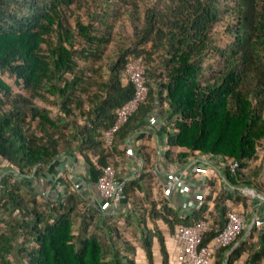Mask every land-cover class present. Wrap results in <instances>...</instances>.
Returning <instances> with one entry per match:
<instances>
[{"label":"trees","instance_id":"trees-1","mask_svg":"<svg viewBox=\"0 0 264 264\" xmlns=\"http://www.w3.org/2000/svg\"><path fill=\"white\" fill-rule=\"evenodd\" d=\"M112 1L0 0V264H135L132 243L107 222L110 215L57 174L62 157H79L96 179L106 166L116 168L125 143L152 116L167 123V159L184 164L199 154L237 162L235 171L223 169L226 182L262 191L258 172L243 171L264 148V0H144L143 9L123 0L122 11ZM136 58L145 65L148 96L109 147L104 133L133 96L122 74ZM142 158L124 193L146 264H155L153 237L161 264L168 258L161 231L143 225L148 216L169 233L211 219L205 245L224 227L226 203L243 202L239 192L222 189L215 196L211 190L199 210L172 208L153 190L146 151ZM45 177L56 179L46 195ZM91 221L107 229V245L89 233ZM243 233L228 255L216 250L212 264H238L244 253V264H260L264 246L248 252L255 230L245 240Z\"/></svg>","mask_w":264,"mask_h":264},{"label":"built area","instance_id":"built-area-1","mask_svg":"<svg viewBox=\"0 0 264 264\" xmlns=\"http://www.w3.org/2000/svg\"><path fill=\"white\" fill-rule=\"evenodd\" d=\"M144 74L145 65L141 58L133 59L125 67L122 74L123 81L124 84H130L133 87V96L116 111L114 123L104 133V142L109 147L112 146L115 133L147 99L148 88ZM156 124L157 118L152 116L145 123V128H153ZM166 141L163 145V153L161 151L158 155L168 161V165L161 175L158 174L156 169L152 170L151 173L154 186L165 199L163 202L165 203L166 201L168 206L172 208H184L185 211L189 210V212L199 210L204 205L203 198L211 191L206 174L203 171L200 174L196 173L195 176L198 175L196 182L205 184L204 190L207 191L199 193L194 197L195 199L187 197L181 207H179L181 201L178 198L186 196L190 191L189 175L192 166L197 165V163L202 164L203 167L206 163L211 164L221 175L226 167L232 172L238 167L237 162L226 163L219 159L199 154L190 155L188 163L180 164L174 160V157L167 159L166 152L169 148ZM181 151L186 152L187 150L182 149ZM138 163L140 167L134 173L135 175L133 174L134 177H137L142 171L144 164L142 157ZM133 176L127 179L120 178L113 165H108L101 170L95 181L96 192L103 201L101 209L105 212H114L122 205H124L126 210L131 208V205L126 201L124 188L127 182L133 179ZM230 186L231 189L244 196L258 197L260 201H264V194L256 193L252 188ZM160 207L158 205L157 208L160 209ZM211 226V219L206 217L194 225L178 226L172 233L165 234L164 244L168 253L167 264H212L214 252L220 248L228 249L226 253L228 255L238 245V236L246 226V219L242 212L229 209L226 213V223L222 230L209 243L202 245V238L211 229Z\"/></svg>","mask_w":264,"mask_h":264},{"label":"crops","instance_id":"crops-1","mask_svg":"<svg viewBox=\"0 0 264 264\" xmlns=\"http://www.w3.org/2000/svg\"><path fill=\"white\" fill-rule=\"evenodd\" d=\"M156 118L157 115L155 116ZM145 124L141 125L135 133L129 138L127 143H125V146L128 149L127 156L122 160L119 161L118 165L116 166L117 174L120 178H131L133 174L139 169V159L142 157V154L144 151H146L150 156V163L153 166V169H156L158 174H162V171L166 169L168 165V161H165L163 158H161L158 153L162 151L163 145L165 143V140L167 138V131L168 126L167 123L160 118L157 120L156 126L153 128H145ZM139 145V146H138ZM145 147V150H142V147ZM177 149H171V152H177ZM163 153V151H162ZM257 160V159H255ZM255 160L252 162L250 161L248 164L251 167L253 164H255ZM189 162V158L186 163ZM251 163V164H250ZM247 167V168H249ZM247 168L245 170H247ZM68 170L71 174V181H73V187L77 189V191H80L82 196L84 197L87 202L95 207L101 209L103 207V201L99 198L96 187H95V181H96V174L94 172H91L89 170V167L77 156H72L71 158L62 157L59 160V171L57 175H63L67 174L64 171ZM244 170V171H245ZM205 173L206 177L209 179V188L210 190H214V195H218L222 189H225L228 193L229 192H237L236 190L231 189V186L224 180V177L217 172V170L211 165V164H204V167L202 164L197 163V165L191 167V173L189 175V181H190V191L189 193L182 197L178 198L181 202L179 203V207H181V204L184 203L187 197H190V199H195L194 197L198 195L199 193H204L207 190H204L205 184L196 182V173ZM245 173V172H244ZM68 176V174H67ZM261 176V175H260ZM200 178V177H199ZM54 179V178H53ZM51 179V180H53ZM85 179V180H84ZM261 177H258V181H260ZM56 181V180H55ZM53 182V181H52ZM212 184V188H211ZM52 185V186H51ZM262 185V191H256V193H262L264 194V185ZM49 190L53 188V184L51 183ZM238 188L243 186H237ZM209 195V193L206 194V196ZM239 197L243 199V202H227L226 207L228 209H235L240 212H242L246 219V226L243 229L244 233L242 236V240L247 239V236L249 235V232L251 229L255 230V233L253 237L249 240V247L248 252L258 250L261 246H264V241L260 240V236H264V201H260L258 197H251V196H244L241 193H239ZM209 210H213V204L209 203ZM184 212H189V210L182 209ZM126 213V209L124 208V205H122L118 210L114 212H106V214H115V213ZM219 214V210L212 212V215ZM140 242H141V236ZM158 244V243H157ZM154 246V241L152 245V250ZM139 250V249H138ZM142 251V250H141ZM159 251V249H158ZM141 253V252H140ZM160 254V252H159ZM153 256L155 259V252L153 250ZM161 256V255H160ZM145 258V255H143V259ZM248 258V253H244L242 257L240 258L238 263H245L246 259ZM140 258V262H141ZM260 264H264V258L261 260Z\"/></svg>","mask_w":264,"mask_h":264},{"label":"rangeland","instance_id":"rangeland-1","mask_svg":"<svg viewBox=\"0 0 264 264\" xmlns=\"http://www.w3.org/2000/svg\"><path fill=\"white\" fill-rule=\"evenodd\" d=\"M122 1L123 0H113L112 1L113 3L110 4V7L113 10L122 11V10H124ZM125 1H127V2L135 1V2H137V4L142 9L144 8L143 7V4H144L143 1L144 0H125ZM154 1L155 0H145V2H147V3H152ZM121 19H125V15ZM127 20L128 19L126 17V19L124 20V24H125V27H126V32L129 33L130 32V27L128 25ZM216 29H218V28H216ZM217 37L219 39L220 34H217ZM219 43L223 44V40H220ZM1 77H2V79L5 82H7L12 87L13 91H15V92L20 91L19 87L15 86L13 80L11 78H9L7 75H3ZM37 103L39 105H41V106H47L46 103L41 102L39 100L37 101ZM47 107H49V106H47ZM256 159L257 160H255V164H253L251 167H249L250 165L248 164L249 168H247V170H245L243 172H245L244 174H246L247 176L250 175L252 177H254L253 175H254L255 171L258 172L256 177H255V179H256L257 185H259L261 187V190H262L261 183L264 185V148H262V150L259 152V155H258V157ZM0 166H1L0 170H3V168L5 169V165L4 164H1ZM64 172L67 173L68 174L67 177L71 179L72 176L70 174V171L65 170ZM258 177H261V179H260L261 183L258 181ZM55 180H56L55 178L53 180H51V181H50V179H48V177L42 178V183H41L40 186H42L44 195H46V194H48L50 192V190L48 189V188H50L49 185H50V183H52L54 185ZM71 182H72V184L74 183L73 181H71ZM38 189H40L39 186H38ZM153 190L155 191V193L157 192V188L155 186H153ZM129 213L131 214V208L129 210H127L126 213H121L120 212V213L111 214L110 216L106 215V216H109V219L107 218V222L112 223L113 225H115V229L116 230L118 229V231L121 233V237L123 239H126V240H128L129 242L132 243L131 246L133 247V250L129 253V255L135 261V264H146L145 258L143 259L144 252H143V249H142V244L139 241L140 240V238H139L140 237V229L136 227V223L134 221L135 217H133V215L129 216ZM144 217L146 218L145 214H144ZM90 223H91L90 224L91 227L89 228V233L92 234V235H95L96 237H98V239L100 241H102L103 244L107 245L110 242L109 235L107 233L108 232L107 229H104V228H99L98 229L97 227H94L95 226V224H94L95 222L94 221H91ZM143 225L144 226L145 225L149 226V228H151V230H153L154 228H158L163 235H165V234L170 232L167 229V227L164 224H162L160 221H158L157 223H154L153 221H151L149 219V216H148V218H146V224H143ZM116 238H117L116 235H112L111 236V239L114 241V243L117 242ZM153 238H154V240H153L154 241L153 250L155 252L154 263L155 264H161V256H160L159 251H158L159 245L157 244L156 238L155 237H153ZM140 258L142 259L141 262H140ZM13 264H15V262ZM16 264H22V261H20V262H18Z\"/></svg>","mask_w":264,"mask_h":264}]
</instances>
